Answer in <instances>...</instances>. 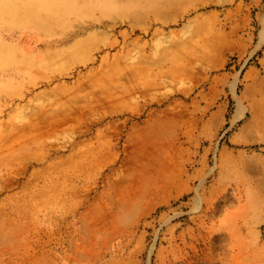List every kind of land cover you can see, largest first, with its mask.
<instances>
[{"label":"rangeland","instance_id":"1","mask_svg":"<svg viewBox=\"0 0 264 264\" xmlns=\"http://www.w3.org/2000/svg\"><path fill=\"white\" fill-rule=\"evenodd\" d=\"M40 255L264 264V0H0V264Z\"/></svg>","mask_w":264,"mask_h":264},{"label":"bare ground","instance_id":"2","mask_svg":"<svg viewBox=\"0 0 264 264\" xmlns=\"http://www.w3.org/2000/svg\"><path fill=\"white\" fill-rule=\"evenodd\" d=\"M55 8H57V9H59L57 6L56 7H54L53 9H55ZM53 9H51L50 11H51V13H52V10ZM57 11H59V10H57ZM56 11V12H57ZM55 12V13H56ZM36 24L37 25H41V26H44V25H50V24H52V21H39V20H36ZM32 197H33V195H32ZM122 202H124V200L122 201ZM125 203H127V202H125ZM124 204V203H123ZM122 203H121V207H122V205H123ZM128 204V203H127ZM124 207H126L125 205H124ZM32 254V253H31ZM51 256V255H50ZM49 255H40V257L39 256H35V258H33V257H31L32 259H28V260H33V262L34 263H38V262H40L41 260L40 259H43L44 257H47V258H51V260L53 261V258H52V256L50 257ZM44 260V259H43ZM41 263V262H40Z\"/></svg>","mask_w":264,"mask_h":264}]
</instances>
